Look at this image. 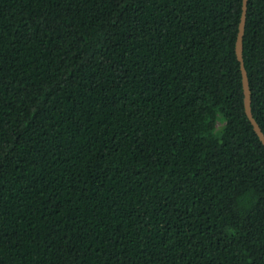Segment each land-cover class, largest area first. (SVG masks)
Returning <instances> with one entry per match:
<instances>
[{"label":"trees","instance_id":"trees-1","mask_svg":"<svg viewBox=\"0 0 264 264\" xmlns=\"http://www.w3.org/2000/svg\"><path fill=\"white\" fill-rule=\"evenodd\" d=\"M242 0H0V264H264ZM264 132V0L243 35Z\"/></svg>","mask_w":264,"mask_h":264},{"label":"water","instance_id":"water-1","mask_svg":"<svg viewBox=\"0 0 264 264\" xmlns=\"http://www.w3.org/2000/svg\"><path fill=\"white\" fill-rule=\"evenodd\" d=\"M247 1L248 0H242L241 14L239 18L238 31L235 40V55L239 63V69L241 73L244 112L248 121L252 126L253 131L255 132L259 141L264 147V132L262 131L255 117L253 116L251 109V94H250L249 79L243 59V35H244L245 21H246Z\"/></svg>","mask_w":264,"mask_h":264}]
</instances>
